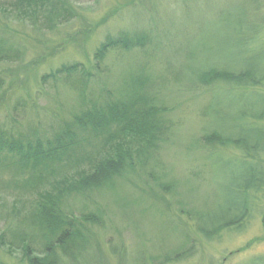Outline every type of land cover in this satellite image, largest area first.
<instances>
[{
	"label": "rangeland",
	"instance_id": "obj_1",
	"mask_svg": "<svg viewBox=\"0 0 264 264\" xmlns=\"http://www.w3.org/2000/svg\"><path fill=\"white\" fill-rule=\"evenodd\" d=\"M9 1L0 0V46L5 47L1 53L7 50L10 56L0 61V135L50 134L49 124L55 119L72 121L89 108L85 102L98 100L99 95L121 103L115 113L117 124L123 121L127 126L137 115L143 118L138 122L142 131H149L147 139L137 138L143 148L136 147L127 132L111 133L107 145L103 141L102 146L85 147L89 157L61 177L75 183L78 173H92L97 161L114 156L117 150L126 156L118 176L62 197L66 212L100 217L95 233L103 258L110 264H119L122 258L138 264L144 254L156 257L160 252L157 264L264 261L263 205L251 212L239 230L222 231L215 242L204 241L192 223L204 213L203 223L209 227V217L226 208L230 191L242 187V180H234L231 174L239 176L248 167L240 164L236 150L213 151L202 138L232 126L231 137L247 136L252 119L246 116L263 113L257 105L261 92L225 86L192 89L195 78L182 61L189 48L199 73L245 58L239 44L244 35H240L249 23L264 18V0H78L69 8V22L54 31L40 27L47 20L36 25ZM122 32L147 34L151 43L130 54L112 51L103 70L93 69L96 49L107 36ZM259 52L263 57L264 51ZM69 64L93 71L97 84L82 88L77 79L59 85L44 79ZM150 87L152 102L131 106L141 90ZM39 122L42 125L36 127ZM54 170L55 164L35 174L42 179L38 188L57 193L52 182L60 177L51 174ZM10 173H0V264H28L23 252L4 244L19 236L39 249L50 238L33 220L38 193L19 186ZM192 244L195 254L187 262L183 257L178 262ZM116 246L120 256L112 253L111 247Z\"/></svg>",
	"mask_w": 264,
	"mask_h": 264
},
{
	"label": "trees",
	"instance_id": "obj_2",
	"mask_svg": "<svg viewBox=\"0 0 264 264\" xmlns=\"http://www.w3.org/2000/svg\"><path fill=\"white\" fill-rule=\"evenodd\" d=\"M77 1L12 0L9 2L14 9L25 14V18L34 20L36 25L39 24V20H47L40 27L54 31L69 22L72 17L69 8ZM248 25L247 34L240 35V37L244 35V41L238 42L241 44L240 49L246 54L245 58H240L235 62H226L223 66L206 67L203 72L198 71L199 73L195 71L193 66L195 58L193 60L190 56L189 48L184 52L182 60L186 65L185 70L192 73L195 78V81L192 82V89L198 88V85L205 88L225 86L230 89L261 92L260 102L257 105L260 109L262 107L263 113L260 116H246L252 119V124L247 127V136L234 139L231 137L230 131H233L235 126H232L223 130L215 129L209 134L204 133L202 138L205 147H212L213 151L236 150L242 159L240 164L245 166L248 164L247 170L239 172V176L231 174L234 180L238 178L242 180L240 182L242 187L230 191L226 208L220 209L223 210L222 213L209 217V227L203 223L206 218L204 213H200L192 220L197 228V233L206 242H215L214 240L220 237L222 231L239 230L242 222H248V217L257 206H264V56L259 58V51H264V18H259L255 23ZM38 29L40 28L38 27ZM150 43L151 37L142 33L122 32L117 37L107 36L96 49V63L93 69L103 70L105 59L112 51L123 50L130 54ZM2 48L5 47L0 46V61L10 58L7 50H4L3 54L1 53ZM187 55L190 57L188 58ZM94 77L93 71H87L84 65L69 64L62 66L53 74L46 75L44 79L51 81L52 85L77 79L83 88L89 87L93 82L97 84ZM152 91L154 92L152 87L144 88L141 90L138 101H132L133 105H130L136 107L146 104V100L152 102ZM105 97L107 99L99 95L98 100L85 102V104L88 103L89 108L81 111L78 109L80 112L75 114V117L73 116L72 121H66L62 117L55 119L53 125L49 124L52 131L50 134L40 131V133L35 132L33 136L19 134L7 137L5 134L0 135V173L11 174L10 172L13 171L15 183L20 184L19 186H23L24 189L28 187L32 194L38 193L37 216L33 213V220L37 221L42 235L46 233L50 238V241L40 245L39 249L19 236H17V241L20 240L19 243L11 241L4 244L5 247L16 248L19 252H23V257L28 264H110L108 258L106 260L103 258L105 255L95 233V226L100 225V217L97 214H83L78 217L73 213L66 212L62 197L76 189L97 187L98 184L105 183L109 178L118 176V173L123 169L126 156L117 150L114 156H107L105 160L97 161V164H94L97 167L92 173L90 171H85L82 175L78 173L75 183L71 179L61 178L67 175H65V171L68 168L80 165V162L85 160L84 156L89 157L85 155V147L102 146L103 141L104 146L107 145L108 138L113 139L111 133L117 135L127 132L135 141L136 147H144L142 139H137L142 136L147 139L146 135L149 133L148 129L145 130L148 131L147 134L142 131V125L138 123L143 118L136 115V119L129 120L127 126L121 124L123 121L117 124L115 113L121 103H117L114 101L116 99L109 96ZM40 125H42L41 122L36 124V127H40ZM54 164L56 170L51 174L60 177L59 179L55 178L52 182L55 184L56 194L48 189L38 188L42 179L35 178V174L41 168H49ZM111 250L115 256H120V249L117 246L111 247ZM195 252L196 245L188 246L187 250L178 256V262L180 257L187 259L186 262L189 261L188 258ZM158 253L160 252L156 253V257L144 254L146 256L139 258L137 263L157 264L156 259L158 261L159 257H162L161 253L159 255ZM119 264H128V259L122 258ZM248 264H264V261L255 259Z\"/></svg>",
	"mask_w": 264,
	"mask_h": 264
}]
</instances>
